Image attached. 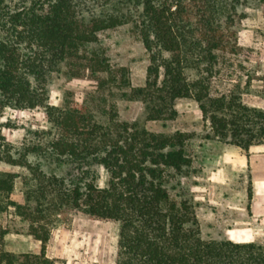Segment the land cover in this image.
Here are the masks:
<instances>
[{
    "label": "trees",
    "instance_id": "1",
    "mask_svg": "<svg viewBox=\"0 0 264 264\" xmlns=\"http://www.w3.org/2000/svg\"><path fill=\"white\" fill-rule=\"evenodd\" d=\"M4 4L0 0V95L20 108H46L53 132L46 151L55 159L76 162L78 176L47 175L0 142V159L27 168L31 175L20 203L13 199L18 175L0 171V210L14 207L42 242L38 254L0 252V261L58 264L46 255L50 228L35 222L45 220L50 209L61 214L72 207L94 219L119 222L113 264H264L262 244L202 235L183 181L193 163L186 148L189 134L156 133L123 121L115 104L109 112L96 113L87 105L58 108L46 102V68L130 18L149 55L146 84L132 88L130 96L145 102L148 119H174L176 101L191 98L210 124L206 138L248 150L264 138V110L245 104L239 88L219 96L210 93V80L220 71L219 52L238 47L233 0H50L12 13ZM105 4L117 13L83 15L87 8ZM120 5L128 6L130 14L118 15ZM100 55L92 53L107 70ZM94 165L106 169L105 187L97 184ZM45 205L52 208H41Z\"/></svg>",
    "mask_w": 264,
    "mask_h": 264
},
{
    "label": "rangeland",
    "instance_id": "2",
    "mask_svg": "<svg viewBox=\"0 0 264 264\" xmlns=\"http://www.w3.org/2000/svg\"><path fill=\"white\" fill-rule=\"evenodd\" d=\"M49 1L5 0L4 9L12 13L24 7H40ZM233 2L231 22L238 47L234 51L219 52L220 71L210 80V93L219 96L239 88L245 104L264 110V3L259 0ZM115 13L105 4L87 8L83 15L91 18ZM129 14L128 6L120 5L118 15ZM224 21L222 17L221 22ZM24 47L19 46L20 51L29 58L30 53ZM92 53H101L107 70L102 67L105 64L94 61ZM148 66V52L129 18L116 28L101 31L96 43L46 68V102L58 108L87 105L96 113L109 112L115 104L118 118L123 121L156 133L189 134L186 148L193 163L190 174L183 181L186 194L195 203L202 235L206 239L235 242L256 239L258 241L254 242L264 245V216L253 214V195L249 197V190L252 193L254 187L256 166L252 159L264 157V138L248 150L206 138L210 124L191 98L176 101L178 115L174 119H148L145 102L130 96L132 88L146 84ZM6 103L0 95V142L6 150L15 157L24 155L28 162L47 175L76 178V162L68 158L55 159L46 151L47 142L53 135L46 108H20ZM98 104L102 108L98 109ZM0 171L18 175L13 199L24 203L26 179L31 176L28 169L0 159ZM93 171L97 175V184L105 187L109 177L106 169L94 165ZM64 209L61 214L50 209L52 213L45 220L35 222V226L44 224L50 228V237L67 236L71 239L69 242L78 239V264L115 262L119 222L94 219L72 207ZM30 224V220L17 214L14 207L0 210V252L15 256L33 253L36 238L30 233ZM57 261L63 264L61 260ZM0 264L3 263L0 261Z\"/></svg>",
    "mask_w": 264,
    "mask_h": 264
},
{
    "label": "crops",
    "instance_id": "3",
    "mask_svg": "<svg viewBox=\"0 0 264 264\" xmlns=\"http://www.w3.org/2000/svg\"><path fill=\"white\" fill-rule=\"evenodd\" d=\"M252 162L256 164L253 174L254 187L252 195L254 205L252 206V210L254 215L261 217L264 216V157H256L252 159ZM70 240L67 236L50 237L46 244V255L52 259L61 260L63 264H78V239L75 242H69ZM246 241L254 242L258 240H240V242ZM41 248L42 242L34 239V249L32 252L38 254Z\"/></svg>",
    "mask_w": 264,
    "mask_h": 264
}]
</instances>
